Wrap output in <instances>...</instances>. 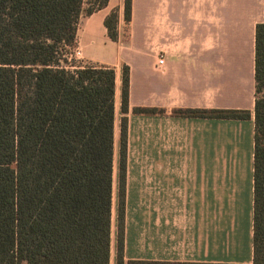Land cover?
<instances>
[{"label": "crops", "instance_id": "obj_1", "mask_svg": "<svg viewBox=\"0 0 264 264\" xmlns=\"http://www.w3.org/2000/svg\"><path fill=\"white\" fill-rule=\"evenodd\" d=\"M113 10L116 42L104 26ZM261 22L263 0H131L128 24L124 0H108L80 18L70 56L114 69L115 148L123 68L129 72L124 264H252L254 30ZM134 108L164 114L137 116ZM187 108L251 117L171 115ZM113 195L112 186L109 264H117Z\"/></svg>", "mask_w": 264, "mask_h": 264}, {"label": "trees", "instance_id": "obj_2", "mask_svg": "<svg viewBox=\"0 0 264 264\" xmlns=\"http://www.w3.org/2000/svg\"><path fill=\"white\" fill-rule=\"evenodd\" d=\"M108 0H0V264H109L116 156L114 69L67 67L81 17ZM131 0H124V22ZM118 12L104 20L118 41ZM128 68L117 148L116 263L124 264ZM252 264H264V0L254 30ZM137 116L162 115L134 108ZM248 121V110L174 109ZM126 264H170L129 261ZM193 264V263H187ZM209 264V263H207Z\"/></svg>", "mask_w": 264, "mask_h": 264}, {"label": "rangeland", "instance_id": "obj_3", "mask_svg": "<svg viewBox=\"0 0 264 264\" xmlns=\"http://www.w3.org/2000/svg\"><path fill=\"white\" fill-rule=\"evenodd\" d=\"M68 63L69 66L67 67L69 70H73L72 69V65L73 66H78L80 65V63H78V61H76L72 56H68ZM82 65V64H81ZM86 64L82 65L85 66ZM117 148H118V115H117V123H116V157L114 160V174H113V187H114V201H115V193H116V179H117Z\"/></svg>", "mask_w": 264, "mask_h": 264}, {"label": "built area", "instance_id": "obj_4", "mask_svg": "<svg viewBox=\"0 0 264 264\" xmlns=\"http://www.w3.org/2000/svg\"><path fill=\"white\" fill-rule=\"evenodd\" d=\"M76 54H78V53H76ZM73 56H74V55H73ZM162 62H163V61H162V60H160V61H159V65H162Z\"/></svg>", "mask_w": 264, "mask_h": 264}]
</instances>
